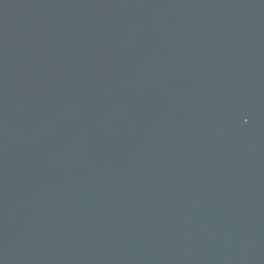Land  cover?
<instances>
[{
  "label": "water",
  "instance_id": "obj_1",
  "mask_svg": "<svg viewBox=\"0 0 264 264\" xmlns=\"http://www.w3.org/2000/svg\"><path fill=\"white\" fill-rule=\"evenodd\" d=\"M0 264H264V0H0Z\"/></svg>",
  "mask_w": 264,
  "mask_h": 264
}]
</instances>
